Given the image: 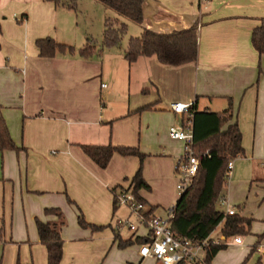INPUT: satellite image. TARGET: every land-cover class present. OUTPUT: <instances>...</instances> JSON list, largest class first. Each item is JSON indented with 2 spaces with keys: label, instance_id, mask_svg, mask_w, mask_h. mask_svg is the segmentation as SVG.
Instances as JSON below:
<instances>
[{
  "label": "crops",
  "instance_id": "crops-1",
  "mask_svg": "<svg viewBox=\"0 0 264 264\" xmlns=\"http://www.w3.org/2000/svg\"><path fill=\"white\" fill-rule=\"evenodd\" d=\"M76 11L46 0H0V106L20 148L0 150L2 212L9 216L11 201L12 213H18L17 223L12 218V231H20L10 244V264H46V259L48 264L36 221L57 217L47 215L46 208L66 210L71 199L89 220L101 223L98 217H110L115 194L130 189L141 166L151 189H141L139 195L147 207H154L153 215L159 213V203L175 206L181 196L176 166L184 143L172 139L169 129L187 125L191 117L174 113V103L196 105L198 111L231 109L232 119L224 128L238 123L244 150L264 147V55L252 43L253 31L264 19V0H147L141 25L117 13L119 17H110L126 21L132 32L123 48L103 47V30L101 40L89 30L77 31ZM195 24L199 30L196 62L173 66L157 56H141L130 63L125 57L130 38L144 29L172 33ZM45 38L75 51L42 57L37 41ZM88 40L95 50L84 57L80 50ZM110 144L137 147L147 157L141 163L139 157L115 154L101 168L82 148ZM234 170L235 162L231 175ZM130 217V211L118 217L112 228L116 230L117 220ZM128 238L136 239L133 235L122 239ZM231 238L221 232L219 239L227 247L244 244ZM72 239L64 241L60 264L71 260L73 264L75 256L71 260L70 256L82 249L73 244L77 248L73 250ZM19 240L24 246L21 260ZM115 259L117 264H128L133 258L128 251L117 250Z\"/></svg>",
  "mask_w": 264,
  "mask_h": 264
},
{
  "label": "trees",
  "instance_id": "trees-1",
  "mask_svg": "<svg viewBox=\"0 0 264 264\" xmlns=\"http://www.w3.org/2000/svg\"><path fill=\"white\" fill-rule=\"evenodd\" d=\"M46 1L53 2L56 6H65L72 10L77 9V0ZM96 1L128 21L139 25L144 22V6L147 0ZM127 33L128 23L126 21L106 19L103 47L120 46ZM252 43L259 55L263 56L264 19L254 29ZM37 46L40 55L46 58L54 57L58 53H74L75 51L73 46L58 43L52 38L39 39ZM94 50L95 44L92 40H88L86 46L80 50V54L84 57H90ZM141 56H157L160 62L173 66L196 62L199 58L198 25L195 24L188 29L172 33H157L144 29L141 35L130 38L125 54L130 63L135 62ZM190 111L193 113L194 150L197 154H204L205 156L200 164L198 174L172 208L171 229L178 238L191 240L195 243L209 239L221 223H224L221 232L226 238L249 233L252 225L251 218L237 214L229 215L216 208V203L227 184L229 163L245 155L240 127L237 122H234L224 128L232 119L231 109L217 113L198 111L196 105H192ZM82 148L101 168H106L115 154L139 157L141 163L147 157L137 147L130 146L83 145ZM19 149L10 135L3 109L0 106V150ZM141 189H151L143 176L142 166L132 178L129 190L140 202L147 205L139 195ZM69 201L74 203L71 199ZM116 209L117 202L115 200L114 210ZM153 211L154 207L148 206L146 214H153ZM45 213L56 216L57 220L43 222L37 219L40 241L47 248L48 264H60L64 255L62 230L66 225V219L59 208H46ZM79 222L86 226L82 213L79 215ZM115 240L118 241L119 248L124 249L135 242L143 243L144 237H136L135 240L133 238L123 240L118 234ZM226 248L225 243H210L206 247L203 262H182L179 264H212L215 256Z\"/></svg>",
  "mask_w": 264,
  "mask_h": 264
},
{
  "label": "rangeland",
  "instance_id": "rangeland-1",
  "mask_svg": "<svg viewBox=\"0 0 264 264\" xmlns=\"http://www.w3.org/2000/svg\"><path fill=\"white\" fill-rule=\"evenodd\" d=\"M77 10V11H76ZM77 22L79 28L77 31L89 30L94 36L97 34L99 40L102 39L101 31L105 28V20L111 16H118L116 12L103 6L101 3L95 0H77L76 9ZM114 13V14H113ZM119 17V16H118ZM135 25V24H134ZM81 29V30H80ZM131 30L124 37L120 48H123L127 39L131 36ZM101 37V38H100ZM104 38V36H103ZM253 141V140H251ZM245 148V147H244ZM245 155L234 159L235 170L233 175L226 177L227 184L223 194L220 196L216 203V208L219 211L226 212L227 205L221 201L222 196L229 198L231 206L235 209L237 215L251 218L252 225L249 233L241 234L240 237L244 241L242 246H229L226 249L220 251V255L215 258L213 264H264V254L259 251L264 250V147H254L245 149ZM179 181V175L177 174ZM259 179L256 181V179ZM261 182V183H260ZM178 191V190H177ZM76 202V201H75ZM114 201L112 200V203ZM80 207V210L68 200V208L66 210L61 209L66 219V225L62 230V238L66 242V237H72L69 242L72 244L73 250L77 249L73 244H79L82 249H79L78 255L70 256V260L75 256L73 264H117L115 259L117 250L128 251L133 259L128 261V264H139L142 260V264H161L155 259L144 258L139 255L141 243L135 242L131 246L120 249L118 241L114 244L116 235H121L123 239L131 237L133 235L136 238L138 235L143 237L145 230L141 227L137 233L130 231L127 227H124L121 231L114 230L112 225L115 219L118 217H126L129 214V210L126 206H117V210L113 209L108 219L98 217L101 223L93 222L89 220L86 212L81 205L76 202ZM8 205V201L6 202ZM173 203H159V213L155 215L161 218H167L169 211L173 208ZM4 208L3 200L0 201V264H10L13 256V248L10 246L12 238L18 237L19 230L11 227L12 218L17 223L18 213H12V202L10 201L9 216H4L2 212ZM83 214L86 222V226H83L79 222V215ZM132 221H136L134 216L131 217ZM39 219V218H38ZM103 222V223H102ZM13 232V233H12ZM221 235V228H217L213 234V240H218ZM108 241L106 249L104 248V241ZM129 239V238H128ZM17 241L16 239H14ZM233 241L231 238L229 242ZM21 242L22 239H21ZM20 240L18 246L21 250L18 251L19 260L24 255V246ZM26 251V249H25ZM103 254L100 255V253ZM245 252V253H244ZM244 253L245 255H242ZM47 256V254H46ZM21 258V259H20ZM73 260L69 261L71 264ZM16 264H23L21 261ZM47 264V259H46Z\"/></svg>",
  "mask_w": 264,
  "mask_h": 264
},
{
  "label": "built area",
  "instance_id": "built-area-1",
  "mask_svg": "<svg viewBox=\"0 0 264 264\" xmlns=\"http://www.w3.org/2000/svg\"><path fill=\"white\" fill-rule=\"evenodd\" d=\"M106 87V84L103 85ZM191 105L177 102L172 104L171 109L174 113L182 116L186 113L190 114V120L187 125L180 123L169 129V136L184 143V152L176 166L179 175L177 189L179 194L184 193L191 185L192 180L198 174L200 164L204 158V154H197L194 150L193 135V113L190 111ZM234 168V161L228 165L227 177H230ZM115 200L118 205L126 206L131 217L134 216L136 221L128 219H119L115 224V228L121 231L127 227L130 231L137 233L142 227L145 230L144 242L140 245V256L142 258H152L161 264H179L182 262L196 263L203 262L206 247L210 243L222 244L223 240H213L211 237L201 243H195L191 240H182L178 238L171 229L170 220L173 217V210L169 211L167 218H161L153 214H146L148 207L140 202L131 190L121 189L115 194ZM223 204L227 205L226 214H236L235 209L229 205L225 196L221 197ZM237 244L242 243L240 236L235 237ZM264 254V250L259 248Z\"/></svg>",
  "mask_w": 264,
  "mask_h": 264
}]
</instances>
